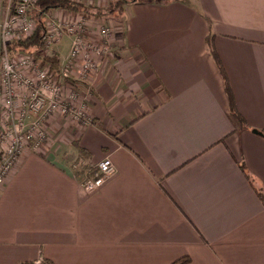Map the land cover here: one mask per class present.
Listing matches in <instances>:
<instances>
[{"label":"crops","instance_id":"1","mask_svg":"<svg viewBox=\"0 0 264 264\" xmlns=\"http://www.w3.org/2000/svg\"><path fill=\"white\" fill-rule=\"evenodd\" d=\"M86 21L112 26L116 50L88 79L82 165L72 145V163L58 145L22 153L0 188V264H264V0L133 1ZM106 157L115 174L87 194Z\"/></svg>","mask_w":264,"mask_h":264},{"label":"built area","instance_id":"2","mask_svg":"<svg viewBox=\"0 0 264 264\" xmlns=\"http://www.w3.org/2000/svg\"><path fill=\"white\" fill-rule=\"evenodd\" d=\"M37 1L0 0V188L27 149L25 145L31 142V150H38L40 142L45 139L42 123L47 118L54 113L75 120L86 117L80 109L72 107V102L63 98L60 81L53 79L48 70L32 68L34 62L27 57L21 56L15 61L10 50L12 42L34 33L36 22L30 12ZM76 2L98 9L107 5V0ZM43 22L47 46L58 42L59 37L64 35L71 37L70 49L61 70L62 78L73 75L72 66L83 57L81 55L86 47L92 49L93 57L84 60L76 71V77L81 82L95 75L99 64L110 58L116 50L112 46L116 42L110 39L114 32L109 26L93 30L82 18L73 24L70 22L74 20L68 21L57 16H46ZM95 39L97 44L92 41ZM26 69L33 70L32 79L23 74ZM21 93H24L22 100L18 98ZM95 169L92 176L85 174L81 179V188L87 194L97 192L115 174L109 157L99 162Z\"/></svg>","mask_w":264,"mask_h":264},{"label":"rangeland","instance_id":"3","mask_svg":"<svg viewBox=\"0 0 264 264\" xmlns=\"http://www.w3.org/2000/svg\"><path fill=\"white\" fill-rule=\"evenodd\" d=\"M70 1L77 3L76 0H70ZM109 1L110 0H107V4ZM86 5H88V4H86ZM50 11H52V10H50ZM48 12H42L41 9H38L36 4H35L31 9L30 15L35 19V22L37 25V21L40 19V17L42 16L43 17L42 19L44 21V18H46L45 16ZM50 17H53V15H50ZM79 18H82V20H88V21L91 20V18L84 19L80 15L74 16L72 19L71 18L70 19L66 18V19H68V21L74 20V22H70V23L74 24L76 21H79ZM117 18H120V16ZM102 26H107V25L100 24V25H97L95 28H100ZM95 28H92V29L94 30ZM110 28L112 29V32L115 33V30L113 29V27L110 26ZM59 38H60L59 44H58L59 46H55V44H57L58 42H55L54 44L53 43L48 44V46L46 44V46L44 47V49L41 52V54L46 56V57H52L53 55H57V57L59 59V65L60 66H59V72L56 74L52 73L50 71L49 67L42 65L40 63V61L35 60L33 57H31L30 54L25 53V52L12 51L11 49L10 50H11L12 54L14 55L15 61L18 60L19 58H22L21 56L27 57V58L33 60V62H34V64L31 66L32 68H37L38 70L39 69L48 70L49 73L52 75L53 79L60 81L58 83L60 84V87L62 88L63 98L65 97V99L67 101L72 102V104L74 105L73 106L71 104L72 107L76 108L78 110L80 109L81 112L84 114V116H86L84 118H81L80 120H75L72 117H66L65 118L64 116H61L58 113H54L49 118H47V120L44 123H42L43 132H45V139L43 140V142H40L38 149L45 144H47L49 146H57L58 145L60 147H57V149L60 150L62 148L64 151L63 154L66 157H68L69 162L72 163L73 162V156H72L73 154H72L71 145L73 146V143L77 144L76 140L73 137V136H75L73 131H75L76 128H79V127H83V126L85 127L88 125H95L94 119H90V117L88 115L87 107H86V103H85V98H84V96L86 94V90L88 89V87H87L88 86V80H84L83 82H81L76 77V71L79 70L82 62L86 59H92L93 52H92L91 48L86 47L84 50V54L81 55L83 57H80L78 59V61L75 62L74 66H72V72H73L72 74L73 75H70L68 78H62L61 70H62L63 65H64L63 61L67 57L65 55L66 54L68 55V52L70 49L71 37L64 35V36L59 37ZM92 41L94 42V44L98 43V41H96V39L92 40ZM106 61H107V59L105 61H103L102 63H104ZM102 63H100L99 66ZM98 69H99V67H98ZM32 71L33 70H31V69H26L23 71V74L26 77L32 79V77H33ZM55 82L57 83V81H55ZM77 86H80V88H77ZM77 89L79 90V92L75 93V91H77ZM23 94L24 93H21L20 97H18L20 100L23 99ZM31 147H32L31 142L30 143L28 142V144L25 145V148H27L26 150H28V149L31 150ZM78 162L79 161H77V162L74 161L73 164L78 163ZM77 166L80 167L79 165H77Z\"/></svg>","mask_w":264,"mask_h":264},{"label":"trees","instance_id":"4","mask_svg":"<svg viewBox=\"0 0 264 264\" xmlns=\"http://www.w3.org/2000/svg\"><path fill=\"white\" fill-rule=\"evenodd\" d=\"M148 2V1H161V2H168L170 0H110L107 6L103 9H98L92 5H84L82 3H75L70 0H38L36 2V6L38 9H41L42 12H48L50 10H61L64 12L76 14L82 16L84 19H94V20H102V19H116L117 17L121 16L123 13L124 5L129 2ZM43 17L41 16L40 19L37 21V25L33 34L28 37L22 38L20 40H16L11 43V50L16 52H25L31 55L35 60L40 61V63L44 66L49 67L50 71L54 74L59 72V59L57 55H53L52 57H46L41 54L42 50L46 46L45 42V27L43 23ZM206 47L208 52L215 64V67L220 75V78L223 83L224 93L226 95L228 101V112L229 117L232 120L233 124L239 130H245L246 125L243 118L240 114L236 111L233 95L231 89L229 87V83L223 67L220 63V60L216 54V51L213 47V39L212 36L206 38ZM73 146L77 153L76 162L83 157L81 156L83 150H81L76 144L73 143ZM78 164L81 166L82 163ZM241 170L243 169L242 166H239ZM261 197V196H259ZM262 200V198H261ZM188 259L182 258L173 264H186ZM21 264H35V263H21ZM38 264H51L49 261H41Z\"/></svg>","mask_w":264,"mask_h":264},{"label":"water","instance_id":"5","mask_svg":"<svg viewBox=\"0 0 264 264\" xmlns=\"http://www.w3.org/2000/svg\"><path fill=\"white\" fill-rule=\"evenodd\" d=\"M253 134H258L261 135L260 133L256 132V131H252Z\"/></svg>","mask_w":264,"mask_h":264}]
</instances>
